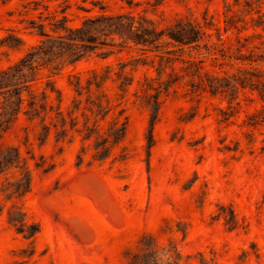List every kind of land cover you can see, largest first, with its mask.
Returning a JSON list of instances; mask_svg holds the SVG:
<instances>
[{
  "label": "rangeland",
  "instance_id": "374dc122",
  "mask_svg": "<svg viewBox=\"0 0 264 264\" xmlns=\"http://www.w3.org/2000/svg\"><path fill=\"white\" fill-rule=\"evenodd\" d=\"M259 1L249 8L243 0H162L154 7L146 0H0V67L36 42L27 18L59 15L63 7L72 25L102 10H130L159 26L177 16L211 20L210 31L213 26L221 30L223 13L228 12L244 17L242 34L252 31L250 17L264 13V0ZM235 31L223 36L234 42ZM9 34L20 41L4 44L1 40ZM128 55L90 54L54 74L61 106L72 95L69 73L83 76L107 63L116 68ZM154 66L132 63L125 70L136 79L143 73L154 75ZM183 80L161 96L148 150L147 111L131 102V88L123 139L101 160H92L88 149L76 163L81 145L77 135L62 142L49 136L41 145L29 138L33 152L52 163L45 171L33 170L22 198L39 228L33 236H23L0 213V264H122L124 251L142 232L154 233L161 242L174 241L182 264H264V102L244 88L228 103L219 94L189 92ZM106 86L113 90L109 80ZM50 97L55 102L54 93ZM227 109L230 114L225 115ZM22 122L18 119L1 141L20 143ZM121 146L126 151L122 159ZM229 209L232 224L227 221Z\"/></svg>",
  "mask_w": 264,
  "mask_h": 264
},
{
  "label": "trees",
  "instance_id": "16d2710c",
  "mask_svg": "<svg viewBox=\"0 0 264 264\" xmlns=\"http://www.w3.org/2000/svg\"><path fill=\"white\" fill-rule=\"evenodd\" d=\"M161 1L146 0V3L154 7ZM258 2L243 0L242 5L251 8L254 3L258 6ZM59 12V15L48 12L38 19L27 18L26 27L37 35L36 42L17 59L0 67V213L15 231L26 237L33 236L39 225L28 215L22 198L30 188L33 170L45 171L52 166L41 153L33 152L30 137L41 145L49 136L55 142H62L77 135L81 145L76 163L81 162L82 153L88 149L92 160H101L123 139L127 94L131 88V102L147 111L148 150L161 96L174 91V84L181 79L188 91L195 94L201 91L219 94L230 103L240 90L248 88L264 102V13L255 19L250 17L252 31L240 34L247 27L244 17L228 12L223 13L221 30L213 26V31L209 30L213 25L211 20L199 22L187 16H177L159 26L143 13L102 10L72 25L67 21L64 7ZM258 26L260 30L255 29ZM232 28L236 30L234 42L223 36V32L230 33ZM1 41L12 46L20 37L9 34ZM119 51L129 55L126 60L120 59L116 68L107 63L87 69L83 76L69 73L72 95L61 106L54 74L90 54L105 57ZM132 63L150 66L155 63V74L143 73L134 79L125 70L126 64ZM43 71L45 78L39 84ZM107 80L113 83L111 92ZM230 110H225V115ZM18 119L23 121L20 143H3L4 133ZM125 156V148L121 146L118 157ZM227 221L233 223L231 209ZM123 257L122 264H182L176 243L171 239L161 242L151 232H142Z\"/></svg>",
  "mask_w": 264,
  "mask_h": 264
}]
</instances>
